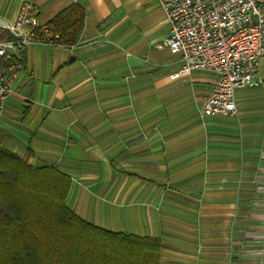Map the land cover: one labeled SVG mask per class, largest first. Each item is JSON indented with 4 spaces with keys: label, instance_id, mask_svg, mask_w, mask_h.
<instances>
[{
    "label": "crops",
    "instance_id": "crops-1",
    "mask_svg": "<svg viewBox=\"0 0 264 264\" xmlns=\"http://www.w3.org/2000/svg\"><path fill=\"white\" fill-rule=\"evenodd\" d=\"M24 2L42 24L79 5L84 26L74 46L26 49L0 146L68 176L66 206L86 223L159 239L158 264H254L264 84L236 91L235 114L202 117L214 76H173L182 62L164 45L170 23L157 0H0V20L13 22Z\"/></svg>",
    "mask_w": 264,
    "mask_h": 264
},
{
    "label": "built area",
    "instance_id": "built-area-1",
    "mask_svg": "<svg viewBox=\"0 0 264 264\" xmlns=\"http://www.w3.org/2000/svg\"><path fill=\"white\" fill-rule=\"evenodd\" d=\"M170 23L164 45L182 68L173 76L201 70L213 74L200 106L202 117L234 114L239 89L262 87L259 59L264 55V0H157ZM0 121L22 70L24 52L34 44L59 46L50 24L38 19L31 2L20 6L13 22L0 20Z\"/></svg>",
    "mask_w": 264,
    "mask_h": 264
},
{
    "label": "trees",
    "instance_id": "trees-1",
    "mask_svg": "<svg viewBox=\"0 0 264 264\" xmlns=\"http://www.w3.org/2000/svg\"><path fill=\"white\" fill-rule=\"evenodd\" d=\"M85 10L71 5L50 24L59 43H78ZM70 178L33 168L0 146V264H158L161 241L113 233L66 206Z\"/></svg>",
    "mask_w": 264,
    "mask_h": 264
},
{
    "label": "rangeland",
    "instance_id": "rangeland-1",
    "mask_svg": "<svg viewBox=\"0 0 264 264\" xmlns=\"http://www.w3.org/2000/svg\"><path fill=\"white\" fill-rule=\"evenodd\" d=\"M259 76H260V79L262 81V84H264V55L262 57H260V59H259ZM235 113H236V111H235ZM257 256H259L258 260L256 259L254 261V264H263L264 263V259H263L264 258V247L261 250L260 254Z\"/></svg>",
    "mask_w": 264,
    "mask_h": 264
}]
</instances>
